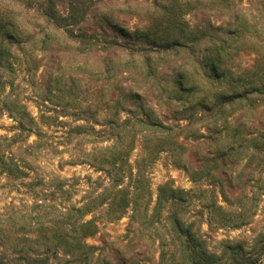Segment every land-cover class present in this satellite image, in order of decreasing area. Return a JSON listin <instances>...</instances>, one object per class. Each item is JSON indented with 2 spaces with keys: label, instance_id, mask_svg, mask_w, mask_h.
<instances>
[{
  "label": "rangeland",
  "instance_id": "obj_1",
  "mask_svg": "<svg viewBox=\"0 0 264 264\" xmlns=\"http://www.w3.org/2000/svg\"><path fill=\"white\" fill-rule=\"evenodd\" d=\"M262 235L264 0H0V264Z\"/></svg>",
  "mask_w": 264,
  "mask_h": 264
},
{
  "label": "trees",
  "instance_id": "obj_2",
  "mask_svg": "<svg viewBox=\"0 0 264 264\" xmlns=\"http://www.w3.org/2000/svg\"><path fill=\"white\" fill-rule=\"evenodd\" d=\"M151 126L153 127L156 125L151 123ZM179 228L180 227H178V229ZM259 238H262L259 241V243L261 244L260 246L262 248L259 250L258 254H256L255 252L254 254L251 253L250 251L252 250V248L249 251L245 250V248L241 245H238L235 249H233L231 246H227L229 251L234 250L235 252L232 254L230 260L225 264H264V235ZM185 242L190 245L192 243L191 238L187 239ZM184 261L188 264H206L205 262L196 260L195 251L192 252V250H190L189 248L188 250L186 249Z\"/></svg>",
  "mask_w": 264,
  "mask_h": 264
}]
</instances>
